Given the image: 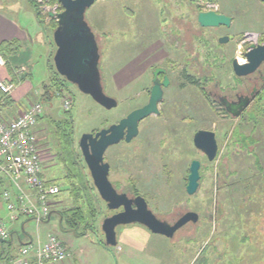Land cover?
Returning a JSON list of instances; mask_svg holds the SVG:
<instances>
[{
    "label": "rangeland",
    "instance_id": "obj_1",
    "mask_svg": "<svg viewBox=\"0 0 264 264\" xmlns=\"http://www.w3.org/2000/svg\"><path fill=\"white\" fill-rule=\"evenodd\" d=\"M176 2L181 8L175 7L174 14L187 19L188 3ZM208 3L232 17L231 25L198 32L201 36L195 40L198 60L195 66L172 62L173 87L164 93L160 116L144 119L137 138L109 147L104 154V162L110 167L108 179L118 193L143 197L149 210L168 224L186 212L196 213L199 219L184 226L172 239L151 234L136 224L119 226L117 246L106 249L96 241H103L101 223L114 212L90 190L92 181L78 141L85 133L93 134L117 123L146 101L151 67L164 62L167 68V60L172 58L160 32L168 23L167 5L161 0H97L85 12L86 23L100 39L98 68L103 93L117 101L116 108L105 110L71 84L63 98L48 99L41 95L56 50L52 38L56 27L42 31L28 0H0V13L29 37L14 55L6 56L4 69L11 79L19 71L24 75L22 68L26 70L27 81L33 87L27 101L39 91L40 97L30 104L39 102L44 118L35 129L41 150L42 178L55 181L61 189L54 200L50 221L39 226L23 217L17 221L16 226L24 224V230L18 228V235L12 241L9 239L12 245L9 243L11 246L5 248L0 262L14 257L21 243L37 238L43 241L51 234L63 240L71 252V257L61 264H264V96L241 117L225 118L213 111L211 100L198 88L186 86L178 90L184 86L177 75L185 67L199 78L204 67L211 75L203 87L210 88L215 82L221 87L224 84L233 87L229 60L239 56L240 40L244 41L245 50L248 44H258L264 39V4L260 0H208ZM205 4L198 11L203 12ZM42 20L45 26L54 23ZM226 33L233 34L236 41L219 44L217 39ZM63 99L73 104L70 148L58 146L59 122L67 117ZM198 130L216 133L218 152L213 162H208L193 145L192 138ZM63 139L69 140L66 136ZM59 151L67 154V164L74 175L69 183L64 179L68 169L64 168ZM193 160L200 162V179L196 193L189 196L185 187ZM74 187L84 192L77 206L82 220L71 218L74 204L70 194ZM0 218L8 228L4 209H0ZM91 224L93 231L86 228ZM74 230L80 235L75 236ZM129 231L141 236L134 241L140 250H132L119 241V234L124 236Z\"/></svg>",
    "mask_w": 264,
    "mask_h": 264
},
{
    "label": "water",
    "instance_id": "obj_2",
    "mask_svg": "<svg viewBox=\"0 0 264 264\" xmlns=\"http://www.w3.org/2000/svg\"><path fill=\"white\" fill-rule=\"evenodd\" d=\"M62 12L58 14L56 29L53 32V43L56 47L53 55V66L57 74L67 83L89 96L97 105L105 110L117 107V101L107 97L103 93L101 75L98 68L99 52L94 35L85 21V12L97 0H57ZM264 2V0H260ZM197 22L202 28H217L229 26L230 18L213 11L200 12ZM232 37H222L219 44H226ZM264 63V44L251 45L245 53V64L232 61V69L236 77H245L255 72ZM160 70L155 72V76ZM162 72V71H161ZM168 81L164 78L163 86ZM162 100V89L158 83L150 92L148 104L131 111L118 123L101 129L97 133H85L78 141L79 150L87 167L93 186L100 199L110 211L115 213L103 219L100 232L103 236L104 246L107 248L117 246L116 228L127 225H140L151 234L172 239L176 232L185 225L197 223L199 217L194 212H186L173 224L157 218L148 208L145 199L141 196L128 197L124 193H118L110 183L109 164L104 162V154L109 147L119 144L121 141L130 143L138 135L139 123L151 115L158 114L157 105ZM249 100L245 99L233 105H226V112L234 119L241 116L247 108ZM193 145L196 150L205 155L208 162H213L217 156L218 145L215 134L210 131L198 130L193 137ZM200 162H190L189 174L185 191L187 195H194L199 185ZM74 232V231H73Z\"/></svg>",
    "mask_w": 264,
    "mask_h": 264
},
{
    "label": "built area",
    "instance_id": "obj_3",
    "mask_svg": "<svg viewBox=\"0 0 264 264\" xmlns=\"http://www.w3.org/2000/svg\"><path fill=\"white\" fill-rule=\"evenodd\" d=\"M33 2L45 22L57 23V16L63 10L57 0ZM202 11L216 13L217 8L206 2ZM238 54L240 55V51ZM4 66L5 61L0 56V68ZM14 89L12 82L0 79V102L2 98L10 96ZM62 105L67 111L71 102L63 99ZM42 115L41 104L35 102L11 120L0 116V205L7 212L9 223L22 217L36 225L47 222L54 200L61 192L59 186L42 178L41 150L35 132L38 119ZM8 239L7 223L0 218V240ZM69 256L64 244L50 234L45 243L30 242L22 245L6 264H60Z\"/></svg>",
    "mask_w": 264,
    "mask_h": 264
},
{
    "label": "flooded vegetation",
    "instance_id": "obj_4",
    "mask_svg": "<svg viewBox=\"0 0 264 264\" xmlns=\"http://www.w3.org/2000/svg\"><path fill=\"white\" fill-rule=\"evenodd\" d=\"M104 1H109V0H104ZM183 1L188 3V7H186L188 9V14H189L187 19L183 18V17H179L178 15L174 14L175 7L181 8V4H180L181 1L179 3V2H176V0H161V2L162 3L164 2V4H166L167 8H168V12H167V16H166L167 17L166 21H168V23L162 27L163 28L162 31H160V30L159 31L163 34V38H164L166 44L168 45V50H169L168 52H170L172 58L167 60V62H168L167 68L165 67L164 62L157 63L156 65H153L151 67L150 72H149L150 87L148 89L147 99L141 107H144L145 105L148 104V101L150 98V92H151L155 82L158 83L162 89V100L157 105L158 114L157 115H151L153 117L154 116H158V117L160 116V114H161L160 107L162 106L164 93L166 92V90H169L173 87V82H174L173 80L174 79L171 76V73L174 70V69L172 70V67L175 68L174 63L175 62H178V64L183 63V65H186V63H189V64L191 63L193 66H195V63L198 60V58L195 55V43H196L195 40L199 36L198 32H200L201 29L202 30L203 29H226L233 22L232 17L225 15V16L230 18L229 26H219L217 28H202L199 26V24L197 22V15H198V13H200V11H198V8L200 9V6L203 3L208 2V0H183ZM262 3L264 4V2H262ZM216 13L224 15L218 11H216ZM149 26H151V25L149 24ZM53 32H54V29H53ZM91 32L93 33L95 41H96L97 46H98L100 39L97 36V32L94 29H91ZM229 36L232 37V39L229 40V42L236 41L235 40L236 37L233 34H227L226 33V34L222 35L221 37H219L217 39V42L220 38L229 37ZM199 37H201V36H199ZM261 39H262L261 43L259 42L258 44L254 43L251 45L264 44V39L263 38H261ZM228 43H226V44H228ZM243 44H244V41L240 40L239 45L237 46V48H240V55L238 54L239 56H235V57L233 56L229 60L230 74H232V76H234L233 87H229L226 84H224L225 87L224 86L221 87V86H219L218 82H215L210 88L203 87L202 85H206L205 82L208 79V75H211L209 71H207L203 67L201 69L204 72L203 76L197 78L194 73L191 74V72L187 68L182 67V69L180 68L181 71L178 70L177 75L179 74L178 78L181 80L180 83L184 87L182 88L179 86L178 90H184L187 88L186 86H188L190 88H194V89L198 88L203 94L206 95V97H208L211 100L210 107L213 109V111H217L218 114L222 115L225 118H232L226 112V109H225L226 105H233V104L239 103L240 101H244L245 99H248L249 104H248L247 108L244 110V112L241 114V116H242L245 113V111L248 110L256 100H258L260 97L264 96V63L255 72H253L252 74H249L248 76L236 77L234 75V72L232 69V61L236 60L241 65L245 64V53L249 50V47L251 46V45L249 46V44H248L246 49L243 50ZM221 45H223V44H221ZM98 52H99V46H98ZM99 56H100V53H99ZM179 61H180V63H179ZM99 62H100V59H99ZM172 62H174V63H172ZM157 70H160V72L157 73L155 76V72ZM202 71H200V73ZM164 78H166L168 81V84L166 87L163 86ZM222 91H225V92H222ZM141 107H139V108H141ZM148 117H150V116H148ZM232 119H234V118H232ZM138 127H139V125H138ZM204 131H207V130H204ZM97 132H94L93 134H95ZM138 132H139V130H138ZM210 132H212V131H210ZM214 134H215V139H216V133H214ZM193 137H194V135H193ZM192 141H193V138H192ZM121 142H124V141H121ZM109 171H110V168H109ZM120 211H121V209H119L117 211H112L114 213H112L111 215L118 213ZM180 216L181 215H179V217Z\"/></svg>",
    "mask_w": 264,
    "mask_h": 264
},
{
    "label": "trees",
    "instance_id": "obj_5",
    "mask_svg": "<svg viewBox=\"0 0 264 264\" xmlns=\"http://www.w3.org/2000/svg\"><path fill=\"white\" fill-rule=\"evenodd\" d=\"M211 1V0H209ZM28 2L30 3L31 7L33 8L34 10V13H35V16H36V19L38 21V23L40 24L41 28H42V31H47V30H50L49 28L47 27H52V28H55L56 27V23H50L49 26H45L44 23H43V20L41 18V16L39 15L38 11H37V8L34 4V2L32 0H28ZM48 25V24H47ZM20 42L16 41V40H12V41H8V42H4V43H1L0 44V56L2 58H6L7 55H14L16 53V50L20 47ZM16 46V47H15ZM4 60V59H3ZM7 65V61H5V66ZM48 71H49V79L46 83H43L41 88H42V93L41 95L43 97H46L48 99H50L51 97H58V98H63L66 93H68V89H69V85L62 77H60L57 72L55 71V68L53 66V61L51 62V64L48 65ZM24 75L21 79H17V76L15 75V79H11V81L13 82L14 86L20 81H23V80H27V77H28V73L27 72H23ZM18 74V73H17ZM71 86V85H70ZM39 92V91H38ZM37 92V94L33 95L31 94L32 96L30 97L29 102H32L34 100V98H39L40 95L39 93ZM39 95V96H38ZM38 96V97H36ZM33 97V99H32ZM6 98V97H5ZM3 99V98H2ZM72 108H73V104L71 102V106H70V109L65 111L64 110V113L67 115V117H64L62 121L59 122L60 124V128H61V131H60V137L62 138L63 136H66L69 140L67 141V139H63L59 140V143H58V146H61V147H67V148H70L72 147L73 145V137H72V132H71V118H72ZM44 121V118L43 116H41L39 119H38V123ZM69 145V146H66V145ZM60 152V151H59ZM59 156L62 160V164L64 165V168H67L68 169V175L66 176V179L67 182L69 183L70 182V177L71 176H74L73 175V172L69 169V166L67 164V154L66 153H62L60 152L59 153ZM74 158V157H73ZM90 176V175H89ZM92 181V180H91ZM50 183L52 184H55L57 186H59L55 181H49ZM92 183V182H91ZM73 186V185H72ZM93 190L94 194L98 197V193L96 191V189L94 188L93 184L90 186V190ZM84 192L81 188H77V187H74V190L71 189V194L70 196L73 195V213H72V219L74 218H77V219H80L82 220V213H81V210L79 207V204H81V199L83 198L81 195H83ZM83 201V200H82ZM91 205V204H90ZM64 213V212H63ZM62 214V212H61ZM64 216V215H63ZM66 218H68L67 216H65ZM94 223V220L92 221ZM94 225V224H93ZM252 226V224H251ZM93 227L92 224L89 225V226H86V228L90 229L93 231ZM63 229V228H61ZM74 233L77 234V231L74 230ZM245 238V237H244ZM3 243H6L5 241H3ZM103 247L104 246V240L99 242ZM107 248V247H105ZM108 249V248H107Z\"/></svg>",
    "mask_w": 264,
    "mask_h": 264
},
{
    "label": "crops",
    "instance_id": "obj_6",
    "mask_svg": "<svg viewBox=\"0 0 264 264\" xmlns=\"http://www.w3.org/2000/svg\"><path fill=\"white\" fill-rule=\"evenodd\" d=\"M28 38L29 37H27V34L20 27H18L10 18H7L6 15L0 13V44L4 43V42L12 41V40H16L22 44ZM3 59H4V61H7L6 58H3ZM4 67L0 68V79L7 81V82H12L11 78L9 77V75H8L7 71L4 69ZM21 71L25 72L26 70L24 68H22ZM17 73H18V74H16L17 79H21L23 77V75H20V71ZM32 89H33V87L31 86L29 81H27V80H23L21 82L19 81L15 85V89L12 92V94L1 100V102H0L1 103L0 104V116L3 117L4 119L11 120V119L15 118L16 116H18L22 111H24L31 103V102L27 101V97H29V92L32 91ZM54 206H55V204L53 205V209H54ZM0 209H3V207H1V205H0ZM52 213H53V210H52L51 214ZM50 220H51V215H50V218L48 221H50ZM47 222H45V223H47ZM16 223H18V222L17 221L14 223L8 222L9 239H11V241H12L14 236L18 235V233H17L18 228L21 230H24V224L17 227ZM37 226H39V225H37ZM120 234H119V241L120 242L127 244L128 246H130V249L132 248V250H135V251L140 250V249H137L138 243H134V241L136 239H139V240L141 239L140 235H136L132 231H129V233L127 235H124V236H121ZM48 235H50V234H48ZM79 235L80 234L75 233V236H79ZM18 238H19V236H18ZM9 239L6 240L5 242L9 241ZM46 239L42 241L41 239L37 238L36 240H34L32 242L42 244V243H45ZM99 242H101V241L100 240L96 241V244H98V246L100 245L101 247H103ZM9 243L12 245V243L10 241L8 243L4 244L3 241L0 240V244L5 245L2 247L0 246L1 247V249H0L1 250L0 261H1V257H2L1 255L5 254V251H4L5 248L7 246L8 247L11 246V245L9 246ZM25 244H28V243H21L17 247L16 252H18L19 248ZM133 246H135L137 250L133 249ZM103 248H105V247H103ZM67 250L70 254L69 257H71V252H70L69 248H67ZM12 258L13 257H10L7 260L0 262V264H6Z\"/></svg>",
    "mask_w": 264,
    "mask_h": 264
},
{
    "label": "bare ground",
    "instance_id": "obj_7",
    "mask_svg": "<svg viewBox=\"0 0 264 264\" xmlns=\"http://www.w3.org/2000/svg\"><path fill=\"white\" fill-rule=\"evenodd\" d=\"M186 226V225H185Z\"/></svg>",
    "mask_w": 264,
    "mask_h": 264
}]
</instances>
